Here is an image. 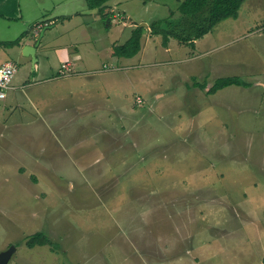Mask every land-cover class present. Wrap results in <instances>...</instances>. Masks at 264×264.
<instances>
[{
	"label": "rangeland",
	"instance_id": "obj_1",
	"mask_svg": "<svg viewBox=\"0 0 264 264\" xmlns=\"http://www.w3.org/2000/svg\"><path fill=\"white\" fill-rule=\"evenodd\" d=\"M184 1H113L107 26L86 0H37L22 13L47 28L41 39L22 20L0 31V65L18 68L0 99V257L15 248L5 264H263L264 0L194 46H165L149 25ZM142 24L140 53L115 57ZM39 40L34 67L20 47ZM70 42L79 61L63 75ZM228 77L249 87L209 94ZM39 232L57 248H28Z\"/></svg>",
	"mask_w": 264,
	"mask_h": 264
},
{
	"label": "trees",
	"instance_id": "obj_2",
	"mask_svg": "<svg viewBox=\"0 0 264 264\" xmlns=\"http://www.w3.org/2000/svg\"><path fill=\"white\" fill-rule=\"evenodd\" d=\"M86 1L89 9L98 11L105 25L109 26L113 17L109 3L113 0ZM246 1L247 0H185L180 5L178 14L172 12L167 21L152 23L149 25V29L153 36H160L162 38L165 46L170 43L171 39H176L180 43L194 46L197 40L213 32L215 27L222 21L237 19L240 9ZM146 32L147 28L137 25L132 32L131 38L124 45L114 47L113 55L118 58L127 59L138 55L142 50V39ZM27 35L28 32H24L16 40L2 44L7 48L20 46L22 40ZM230 86L249 87V84L242 82V80L237 77L221 78L216 80L209 94H215ZM48 245L53 246V249L57 248V245L43 232L34 234L27 240L28 248Z\"/></svg>",
	"mask_w": 264,
	"mask_h": 264
},
{
	"label": "crops",
	"instance_id": "obj_3",
	"mask_svg": "<svg viewBox=\"0 0 264 264\" xmlns=\"http://www.w3.org/2000/svg\"><path fill=\"white\" fill-rule=\"evenodd\" d=\"M37 0H0V31H3L2 34H9L10 31H13V29L15 28H19L18 27V20H22L23 22V26L26 28L28 27L29 28V32H31L35 38L37 37H40V31L41 29H43V25L40 23V22H37L36 23L34 22V19H32L31 17H27L26 19L23 17V10L24 8L23 7H27L28 9H30L31 7H33L35 5ZM115 1V4L118 5V6H121L123 3H122V0H113ZM111 1V2H113ZM126 1H133V0H126ZM110 2V3H111ZM109 3V4H110ZM115 5V6H116ZM110 10L111 12L113 13V17H112V21L115 20V11H114V6H110ZM28 9H26V11H28ZM93 13V12H91ZM90 13V14H91ZM76 14L72 13V16H75ZM86 14L82 13V15L78 14L76 16V26H80L79 28V32L75 31V32H71V35L73 37H75L77 40H79L80 38H77L79 36V34H81L82 36L86 35L87 32H88V27L85 26L86 23H88V21H85L84 22V19L83 17L85 16ZM121 18H124V20H127V16H121ZM67 20V19H66ZM9 23V24H7ZM11 23V24H10ZM56 23L55 21H52L51 23H47L45 24L46 26H52V25H55L56 26ZM123 23V22H122ZM16 25L13 26L12 25ZM37 24V25H36ZM39 24V25H38ZM124 26H125V22L123 23ZM126 27V26H125ZM136 28V26L134 25V29ZM28 30V29H27ZM27 30H25L27 32ZM24 31V32H25ZM23 34V33H22ZM84 40V39H83ZM14 41V40H13ZM23 41V40H22ZM89 41V40H88ZM7 42V41H6ZM8 42H11L10 40ZM37 44V43H36ZM30 44H25V42L23 43V45L20 47V49L22 50L25 46H29ZM75 42H70L67 46L65 47H75ZM35 46V45H34ZM41 46V43L40 45L37 47V50H36V55H39V48ZM83 46L86 47L87 49L91 47V44H89V42L85 41L83 43ZM115 47V46H114ZM76 51L75 52H71L70 53V57L71 59L73 60V62L71 63H67L66 65L68 66V69H73L74 66H77L76 62H78L79 60V56H80V49L76 46L75 47ZM88 51L93 54V50L92 49H88ZM53 52V51H52ZM112 57H114L112 55ZM8 62H11V61H6L2 64H5V63H8ZM40 63V62H39ZM1 64V65H2ZM63 66V65H62ZM62 69V67H61ZM74 70V69H73ZM59 72V71H58ZM77 74V73H76ZM14 89V88H13Z\"/></svg>",
	"mask_w": 264,
	"mask_h": 264
},
{
	"label": "built area",
	"instance_id": "obj_4",
	"mask_svg": "<svg viewBox=\"0 0 264 264\" xmlns=\"http://www.w3.org/2000/svg\"><path fill=\"white\" fill-rule=\"evenodd\" d=\"M264 32V27L259 31ZM63 72L61 74L65 75L64 71H68V66L63 65L62 67ZM18 73L17 65L13 62H8L5 64L0 65V99L7 98V91L12 89L13 81ZM142 101L139 99L138 103Z\"/></svg>",
	"mask_w": 264,
	"mask_h": 264
},
{
	"label": "water",
	"instance_id": "obj_5",
	"mask_svg": "<svg viewBox=\"0 0 264 264\" xmlns=\"http://www.w3.org/2000/svg\"><path fill=\"white\" fill-rule=\"evenodd\" d=\"M141 26H147V24H142ZM47 30V28L45 30H43V32H41L40 34V39L44 36L45 31ZM40 45V40L38 41V43L35 46H25L23 49V55L26 57H31L33 59V66L36 67V64L38 63V60L36 58V50L37 47ZM15 251V248L12 247L10 251L4 253L1 257H0V264H5L10 255L11 252Z\"/></svg>",
	"mask_w": 264,
	"mask_h": 264
}]
</instances>
